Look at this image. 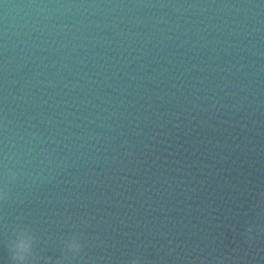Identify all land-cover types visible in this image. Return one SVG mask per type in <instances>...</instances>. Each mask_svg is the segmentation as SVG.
<instances>
[{
	"label": "water",
	"instance_id": "1",
	"mask_svg": "<svg viewBox=\"0 0 264 264\" xmlns=\"http://www.w3.org/2000/svg\"><path fill=\"white\" fill-rule=\"evenodd\" d=\"M0 192V264H264V0H0Z\"/></svg>",
	"mask_w": 264,
	"mask_h": 264
},
{
	"label": "clouds",
	"instance_id": "2",
	"mask_svg": "<svg viewBox=\"0 0 264 264\" xmlns=\"http://www.w3.org/2000/svg\"><path fill=\"white\" fill-rule=\"evenodd\" d=\"M0 199H4L3 192H0ZM251 231H252V229H249V232H251ZM17 247H18V249H21V250H27L28 245H25V244L21 243ZM68 247H69V250H71V251H79L80 244L78 242H73V243H70ZM13 259H18V260L22 261L24 259V257L23 256H18L17 254L14 253L13 254Z\"/></svg>",
	"mask_w": 264,
	"mask_h": 264
}]
</instances>
